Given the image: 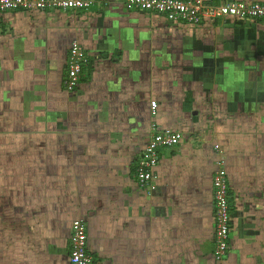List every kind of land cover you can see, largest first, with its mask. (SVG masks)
I'll return each mask as SVG.
<instances>
[{"label": "crops", "instance_id": "1", "mask_svg": "<svg viewBox=\"0 0 264 264\" xmlns=\"http://www.w3.org/2000/svg\"><path fill=\"white\" fill-rule=\"evenodd\" d=\"M124 1L0 14V264H70L77 219L92 264H215L220 167L223 264H264V21L171 23ZM72 42L89 63L68 93ZM155 129L182 139L142 187L135 167ZM246 191L259 194L244 205Z\"/></svg>", "mask_w": 264, "mask_h": 264}, {"label": "built area", "instance_id": "2", "mask_svg": "<svg viewBox=\"0 0 264 264\" xmlns=\"http://www.w3.org/2000/svg\"><path fill=\"white\" fill-rule=\"evenodd\" d=\"M93 0H0V14L12 12H48L87 10ZM128 11L155 14L171 23L199 25L221 19L237 21H264V3L233 1L214 5L212 0H125ZM89 59L81 45L72 42L68 50L67 71L63 87L73 93L79 85ZM157 103H150V115L157 116ZM182 135L171 130H156L147 142L140 161L135 167V178L142 187L156 178L160 151L176 147ZM213 202L215 210L214 261L223 264L229 250L231 235V206L229 202V177L225 168L220 167L212 178ZM70 264H92L88 249V232L84 220L77 219L71 224Z\"/></svg>", "mask_w": 264, "mask_h": 264}, {"label": "rangeland", "instance_id": "3", "mask_svg": "<svg viewBox=\"0 0 264 264\" xmlns=\"http://www.w3.org/2000/svg\"><path fill=\"white\" fill-rule=\"evenodd\" d=\"M256 118L257 119H260V116H256ZM259 124H260V121L258 122V124H256V126L254 127V130H260L261 129V127L259 126ZM0 129H2V128H0ZM261 131V130H260ZM2 172L4 173L5 171H4V169H2ZM20 176H18V178H19ZM252 192V193H251ZM259 191H246V193H242V196H239L240 198H241V200H240V203H242V204H246L247 202H249L254 196L256 197V195H258L259 193H258ZM253 196V197H252ZM1 210H2V206H0V219H1ZM8 228H7V226L3 223L2 224V221L0 220V233H3V234H9L10 233V231H8L7 230ZM6 235H4V236H6ZM5 240V239H4ZM13 258H14V256L13 255H11V254H8V255H5L4 256V259H3V261H5V263L6 264H14V261H13Z\"/></svg>", "mask_w": 264, "mask_h": 264}, {"label": "clouds", "instance_id": "4", "mask_svg": "<svg viewBox=\"0 0 264 264\" xmlns=\"http://www.w3.org/2000/svg\"><path fill=\"white\" fill-rule=\"evenodd\" d=\"M240 75H241V78H243V73H241Z\"/></svg>", "mask_w": 264, "mask_h": 264}]
</instances>
